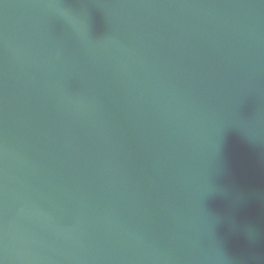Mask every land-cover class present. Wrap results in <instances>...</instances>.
<instances>
[{
  "label": "water",
  "instance_id": "obj_1",
  "mask_svg": "<svg viewBox=\"0 0 264 264\" xmlns=\"http://www.w3.org/2000/svg\"><path fill=\"white\" fill-rule=\"evenodd\" d=\"M0 264H264V0H0Z\"/></svg>",
  "mask_w": 264,
  "mask_h": 264
}]
</instances>
